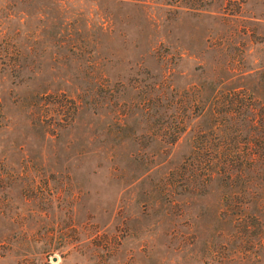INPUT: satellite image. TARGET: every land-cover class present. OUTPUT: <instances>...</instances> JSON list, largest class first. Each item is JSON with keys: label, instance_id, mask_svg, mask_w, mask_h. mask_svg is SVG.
Returning a JSON list of instances; mask_svg holds the SVG:
<instances>
[{"label": "rangeland", "instance_id": "obj_1", "mask_svg": "<svg viewBox=\"0 0 264 264\" xmlns=\"http://www.w3.org/2000/svg\"><path fill=\"white\" fill-rule=\"evenodd\" d=\"M263 70L264 0H0V264H264V210L174 181L194 140H259L214 120Z\"/></svg>", "mask_w": 264, "mask_h": 264}, {"label": "trees", "instance_id": "obj_2", "mask_svg": "<svg viewBox=\"0 0 264 264\" xmlns=\"http://www.w3.org/2000/svg\"><path fill=\"white\" fill-rule=\"evenodd\" d=\"M260 80L264 82V70L260 73ZM262 100L261 106H253V97L246 101L238 93H231L224 109L215 114L216 118L219 116V120H214L218 125H222L223 130H230H219L220 136L232 135L234 125L240 119L242 121L240 116L244 115L247 122L257 123L259 140L255 144L245 143V148L242 149L238 143L225 142L223 139L194 140L189 145L187 155L175 167V175L173 174L180 194H199L210 182H219L222 188L219 193L224 207L230 211L229 219L231 218L232 222L243 221L245 230L250 225L248 222L258 218L249 211L264 210V90ZM253 107H258V114L253 113ZM205 111L212 116L209 110ZM257 181H260L263 188L257 186Z\"/></svg>", "mask_w": 264, "mask_h": 264}, {"label": "water", "instance_id": "obj_3", "mask_svg": "<svg viewBox=\"0 0 264 264\" xmlns=\"http://www.w3.org/2000/svg\"><path fill=\"white\" fill-rule=\"evenodd\" d=\"M53 261H54V259H53Z\"/></svg>", "mask_w": 264, "mask_h": 264}]
</instances>
